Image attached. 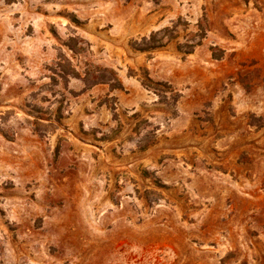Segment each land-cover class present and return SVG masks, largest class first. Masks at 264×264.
<instances>
[{"label": "rangeland", "instance_id": "rangeland-1", "mask_svg": "<svg viewBox=\"0 0 264 264\" xmlns=\"http://www.w3.org/2000/svg\"><path fill=\"white\" fill-rule=\"evenodd\" d=\"M0 264H264V0H0Z\"/></svg>", "mask_w": 264, "mask_h": 264}, {"label": "trees", "instance_id": "trees-1", "mask_svg": "<svg viewBox=\"0 0 264 264\" xmlns=\"http://www.w3.org/2000/svg\"><path fill=\"white\" fill-rule=\"evenodd\" d=\"M144 50V49H143Z\"/></svg>", "mask_w": 264, "mask_h": 264}]
</instances>
